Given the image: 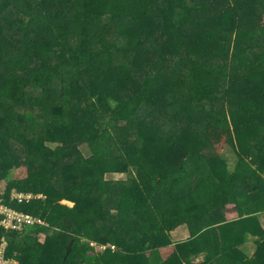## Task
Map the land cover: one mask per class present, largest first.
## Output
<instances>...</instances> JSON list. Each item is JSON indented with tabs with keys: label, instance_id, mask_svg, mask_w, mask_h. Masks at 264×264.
<instances>
[{
	"label": "trees",
	"instance_id": "obj_1",
	"mask_svg": "<svg viewBox=\"0 0 264 264\" xmlns=\"http://www.w3.org/2000/svg\"><path fill=\"white\" fill-rule=\"evenodd\" d=\"M2 180L16 264H264V0H0Z\"/></svg>",
	"mask_w": 264,
	"mask_h": 264
},
{
	"label": "built area",
	"instance_id": "obj_2",
	"mask_svg": "<svg viewBox=\"0 0 264 264\" xmlns=\"http://www.w3.org/2000/svg\"><path fill=\"white\" fill-rule=\"evenodd\" d=\"M33 197H42V194L33 193H11V198H16L18 201H23L25 199ZM35 221H39L38 218H33L31 215L24 212L15 211L5 205L0 204V224L6 229H20L25 225L33 224ZM6 242H2L0 245V264H16L14 260H8L4 258L3 250Z\"/></svg>",
	"mask_w": 264,
	"mask_h": 264
},
{
	"label": "rangeland",
	"instance_id": "obj_3",
	"mask_svg": "<svg viewBox=\"0 0 264 264\" xmlns=\"http://www.w3.org/2000/svg\"><path fill=\"white\" fill-rule=\"evenodd\" d=\"M71 113H68V114H65L66 117H69ZM49 146L51 147H54L55 144H52V143H49L48 144ZM79 149L81 151V153L85 156V157H88L91 152H90V149L86 146V144H81L79 146ZM210 156V159L212 158V154L209 155ZM224 156L227 160V164L230 166H232L233 162H234V159H235V155L234 153L229 150V149H225L224 150ZM16 175H22L23 174V170L20 168L18 169L16 172H15ZM106 177L108 178H113V179H119V178H124L125 177V174L123 173H114V174H107ZM5 186V182L4 180L0 181V189L3 188ZM63 203H67L69 205H72L71 203L69 202H65V201H62ZM188 230L185 228V227H179L177 228L176 230H174L172 232V237L175 239V241H181V240H184L185 238L188 237ZM247 247H251V244L247 245Z\"/></svg>",
	"mask_w": 264,
	"mask_h": 264
},
{
	"label": "crops",
	"instance_id": "obj_4",
	"mask_svg": "<svg viewBox=\"0 0 264 264\" xmlns=\"http://www.w3.org/2000/svg\"><path fill=\"white\" fill-rule=\"evenodd\" d=\"M228 218H229V216H228ZM258 224L262 228L264 227V216L263 215L258 216ZM171 235H172V233H171ZM172 239H173V241H175V239L173 237H172Z\"/></svg>",
	"mask_w": 264,
	"mask_h": 264
},
{
	"label": "water",
	"instance_id": "obj_5",
	"mask_svg": "<svg viewBox=\"0 0 264 264\" xmlns=\"http://www.w3.org/2000/svg\"><path fill=\"white\" fill-rule=\"evenodd\" d=\"M70 246H71V243H69L67 251H69V249H70Z\"/></svg>",
	"mask_w": 264,
	"mask_h": 264
}]
</instances>
